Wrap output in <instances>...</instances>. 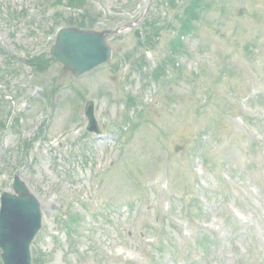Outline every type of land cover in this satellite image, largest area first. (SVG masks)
<instances>
[{
  "label": "rangeland",
  "instance_id": "374dc122",
  "mask_svg": "<svg viewBox=\"0 0 264 264\" xmlns=\"http://www.w3.org/2000/svg\"><path fill=\"white\" fill-rule=\"evenodd\" d=\"M54 1L0 0V196L40 202L33 264H264V0H202L160 82L191 0H86L113 57L80 78L46 61L77 25Z\"/></svg>",
  "mask_w": 264,
  "mask_h": 264
},
{
  "label": "water",
  "instance_id": "95a60500",
  "mask_svg": "<svg viewBox=\"0 0 264 264\" xmlns=\"http://www.w3.org/2000/svg\"><path fill=\"white\" fill-rule=\"evenodd\" d=\"M112 49L107 32L67 27L60 30L51 55L64 66L65 72L80 77L109 61ZM89 130L98 131L94 104L88 103ZM15 194L4 192L0 212V249L4 264H32L31 244L42 227L41 205L27 184L16 176Z\"/></svg>",
  "mask_w": 264,
  "mask_h": 264
},
{
  "label": "trees",
  "instance_id": "16d2710c",
  "mask_svg": "<svg viewBox=\"0 0 264 264\" xmlns=\"http://www.w3.org/2000/svg\"><path fill=\"white\" fill-rule=\"evenodd\" d=\"M201 2L202 0H191L189 2L190 5L187 7V9L184 10L183 16L180 17V22H182V24L180 25V28H179V34L178 36H176L174 39L170 41V50L172 49L174 52L169 53L168 56L164 59V61L152 72V76L155 80L159 81L162 75L165 73L166 69L168 68V62H166V60L169 59L170 62L174 60V56L176 55L178 50L181 48L180 46H182V38L186 34L191 33V30H192L191 20L197 16L198 8L200 7ZM63 3H64V0H56V5H60ZM68 5L71 8H78V9L83 10V13H79L77 17L70 18L71 21L73 20L77 21V25L82 26V27H87L89 23L92 24L94 22V20L91 18L92 9L88 8L86 4V0H69ZM46 61L49 63L52 61V58ZM29 63L32 65H38L33 60H31ZM43 63H46L45 59ZM175 66H176V61H175Z\"/></svg>",
  "mask_w": 264,
  "mask_h": 264
}]
</instances>
